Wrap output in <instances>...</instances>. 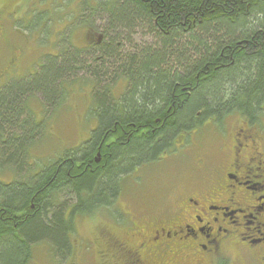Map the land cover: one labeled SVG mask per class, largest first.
Listing matches in <instances>:
<instances>
[{
	"label": "trees",
	"instance_id": "16d2710c",
	"mask_svg": "<svg viewBox=\"0 0 264 264\" xmlns=\"http://www.w3.org/2000/svg\"><path fill=\"white\" fill-rule=\"evenodd\" d=\"M45 1L24 25L0 22V53L6 51L0 61V161L18 176L0 180V264H29L33 245L42 242L64 264H81L80 251L90 247L100 264H121L107 245L128 233L117 228L113 209L125 181L175 150L210 116H264V0ZM71 22L85 27V37L90 31L100 37L92 33L73 43L70 32L63 35ZM51 23L62 25L54 34L63 38L55 52L54 37L43 45L38 40L46 39ZM139 30L150 42L135 44L131 34ZM38 47L42 56L27 72L24 50ZM14 48L23 54L19 68L7 67ZM116 83H122L119 93L124 89L119 95ZM75 85L90 88L85 120L92 128L48 164L32 168L29 148L42 131L30 100L40 95V113L49 116ZM60 193L74 202L58 201ZM96 214L103 219L85 248L76 240L77 221Z\"/></svg>",
	"mask_w": 264,
	"mask_h": 264
},
{
	"label": "flooded vegetation",
	"instance_id": "af4514ba",
	"mask_svg": "<svg viewBox=\"0 0 264 264\" xmlns=\"http://www.w3.org/2000/svg\"><path fill=\"white\" fill-rule=\"evenodd\" d=\"M12 54L7 67L19 68L20 55ZM231 119L221 133L224 156L166 215L140 224L136 216L116 213L117 228L128 233L107 248L121 264H264V116L251 121L229 112L204 122L221 126Z\"/></svg>",
	"mask_w": 264,
	"mask_h": 264
},
{
	"label": "rangeland",
	"instance_id": "374dc122",
	"mask_svg": "<svg viewBox=\"0 0 264 264\" xmlns=\"http://www.w3.org/2000/svg\"><path fill=\"white\" fill-rule=\"evenodd\" d=\"M72 3L73 2H71V4ZM46 5L47 3L45 0H0V9H2L0 22L3 24L5 22L9 27L12 23L14 26H18L19 24L24 25L26 17L32 9H37L40 6ZM59 9H62L61 3L54 8L55 11ZM52 23L49 34L46 35V39L43 35H40L38 40L39 45H43L46 40L54 41L55 38L53 48L50 49L51 52H55L56 49H59V45H61L63 38L60 35L54 37V34L62 25L57 24L52 26ZM69 24L70 25L66 26L63 35L66 36V34L70 32L69 35L75 44H81V42L83 43L85 40L87 41V39L90 40L92 33L93 37H100L98 31H90L87 35L88 37H85V27L80 28V26L75 23L73 24V22ZM5 27L7 26L5 25ZM2 29L4 28L0 27V30ZM10 30L17 33L12 28ZM20 31L26 32L25 28H22ZM131 38H133L136 45L140 46L151 40L150 36L143 33L141 30L131 34ZM125 46L129 47L128 42H126ZM14 50H16L17 53L18 49L14 48ZM24 51L25 58H29L24 68L28 67L27 72H31V69L29 70V68H31L30 65L36 62L37 57L40 56L42 52L41 48L38 47L36 51L32 49H25ZM5 52V49L1 50V61L2 57H5ZM22 56L23 54L16 57V64H23L24 60L20 59ZM114 85L113 92L117 93L122 83H116ZM69 95L65 103L54 111V114L51 113L49 116L48 113H40V95H34L30 100L32 111L40 120H38V122L41 124L42 131L40 141L29 148V157L32 159L30 160V164L31 166L33 165L32 168L34 169L43 167L54 159L55 156L59 155L66 147L78 143L82 137L84 138L86 136V129L88 131L92 126L89 118L87 121L85 120V105L89 103L90 99V88L88 85L81 87L77 85L73 86L69 91ZM46 116L48 117L46 118ZM37 118H35V121H37ZM44 119L46 122H44ZM232 120L234 119L226 120L225 124L222 123L221 126L219 122H217V124L204 122L201 127L195 129L192 135L186 137L185 143L181 148L177 147L158 162L140 168L131 178L125 181L123 194L118 203L113 206V209L116 210V212L119 209L118 212L122 211L128 213L130 216H136L135 221L140 224L154 215H166L171 209L175 199L181 195V193L187 192L188 186H194L198 183L201 184L204 180V173L214 169L216 163L222 158V155L224 156L220 151V146L222 144V128L230 129L233 125ZM6 167L7 166H4L3 162L0 161V180L7 181L10 179H18L16 174L14 175L15 177L12 178L10 173L6 171ZM56 199L61 202L64 200H68L69 203L74 202V199L68 193H60L57 195ZM102 219L103 215L96 214L90 219L80 218L79 221H77L79 222V226L76 229V240L78 244H82L85 248L90 246L89 239L92 237V230H94L95 224L97 222L99 223V220L101 221ZM96 226L98 227V225ZM106 239L103 240L105 241ZM47 244L42 242L33 245L32 258L29 264L65 263L56 259L55 254H53L52 249H50V246ZM90 250L91 247L89 250L85 249V253L80 251L79 257L81 262H79L81 264H100L101 262L98 260V254H96L98 260L96 261L95 254H88ZM8 251V249H3L1 254L7 255ZM75 261L76 259H74V262ZM76 262L79 263L78 261Z\"/></svg>",
	"mask_w": 264,
	"mask_h": 264
}]
</instances>
